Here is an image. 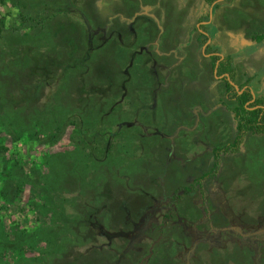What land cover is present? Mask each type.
<instances>
[{
	"label": "rangeland",
	"instance_id": "1",
	"mask_svg": "<svg viewBox=\"0 0 264 264\" xmlns=\"http://www.w3.org/2000/svg\"><path fill=\"white\" fill-rule=\"evenodd\" d=\"M201 20L263 95L264 0H0V264H264V133L171 201L235 134Z\"/></svg>",
	"mask_w": 264,
	"mask_h": 264
},
{
	"label": "trees",
	"instance_id": "2",
	"mask_svg": "<svg viewBox=\"0 0 264 264\" xmlns=\"http://www.w3.org/2000/svg\"><path fill=\"white\" fill-rule=\"evenodd\" d=\"M207 2L211 3L213 0H207ZM195 28L199 30L197 40L201 45H203L209 38L207 35V28L204 25H199ZM208 48L209 45L206 46L205 51H209ZM210 60L212 69L215 66V62L219 60L217 67L218 70L226 72L228 75L229 79L226 77L223 79L225 81V94L227 99L235 101V105L228 108L229 111H231L235 122V134L230 142L220 146H214L212 148L213 160L210 169L202 173L200 176L193 178L191 184L188 186L176 188L171 197L172 202H176L179 199V191L186 194L190 193L193 191L195 186L202 187L205 179L215 176L220 168L221 155L238 152L247 133H264V94L253 97L251 86L249 85L250 78L243 83L238 84V88H236L234 84L230 83L236 78L235 66L230 55H226L219 59L216 54H211ZM242 87H244V89L240 93L239 90H241Z\"/></svg>",
	"mask_w": 264,
	"mask_h": 264
},
{
	"label": "flooded vegetation",
	"instance_id": "3",
	"mask_svg": "<svg viewBox=\"0 0 264 264\" xmlns=\"http://www.w3.org/2000/svg\"><path fill=\"white\" fill-rule=\"evenodd\" d=\"M215 1H217V0H213V2H215ZM213 2H211V3H213ZM209 14L211 15L212 14V12H211V8H210V10H209ZM208 21V20H207ZM205 22L206 21H200V22H198L197 23V25H196V27H198L199 25H205ZM209 42H210V38H208L206 41H205V47H204V50H203V46H204V44L202 45V52L206 55H208V57L210 58V56H211V54H216L218 57H219V59H221V58H223L224 56L220 53V52H218V51H205V49H206V46L207 45H209ZM220 55H222V57L220 56ZM218 62H219V60H217ZM216 61V62H217ZM216 62H215V64H216ZM217 67H218V64H217ZM217 72H219V73H217V77L216 78H219V79H221V80H223L224 81V77H226V78H228V76H226L227 75V73L226 72H222L221 70L219 71L218 70V68H217ZM214 74V73H213ZM229 79V78H228ZM234 83H235V80L233 81ZM224 83H225V81H224ZM237 85V84H236ZM236 88H238V85H237V87ZM225 89H226V86H225ZM243 89H244V87H242L241 88V90H239V92L241 93L242 91H243ZM251 92H252V95H253V97L255 96L254 95V93H253V90L251 89Z\"/></svg>",
	"mask_w": 264,
	"mask_h": 264
},
{
	"label": "water",
	"instance_id": "4",
	"mask_svg": "<svg viewBox=\"0 0 264 264\" xmlns=\"http://www.w3.org/2000/svg\"><path fill=\"white\" fill-rule=\"evenodd\" d=\"M204 47H205V44H204V46H203V50H204ZM206 55H207V54H206ZM220 56L222 57V55H220ZM217 64H218V61L216 62L215 66H214V68H213V73H214V76H216V77H217ZM226 76H228V75H226ZM230 83L234 84L235 87H237V85H236L233 81H231Z\"/></svg>",
	"mask_w": 264,
	"mask_h": 264
},
{
	"label": "crops",
	"instance_id": "5",
	"mask_svg": "<svg viewBox=\"0 0 264 264\" xmlns=\"http://www.w3.org/2000/svg\"><path fill=\"white\" fill-rule=\"evenodd\" d=\"M247 134H249V133H247ZM251 134H253V133H251ZM247 136V135H246Z\"/></svg>",
	"mask_w": 264,
	"mask_h": 264
}]
</instances>
